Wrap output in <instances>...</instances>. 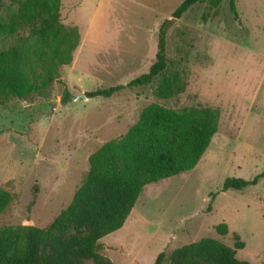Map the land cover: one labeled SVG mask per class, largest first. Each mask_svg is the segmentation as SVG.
I'll list each match as a JSON object with an SVG mask.
<instances>
[{
  "label": "rangeland",
  "instance_id": "1",
  "mask_svg": "<svg viewBox=\"0 0 264 264\" xmlns=\"http://www.w3.org/2000/svg\"><path fill=\"white\" fill-rule=\"evenodd\" d=\"M184 1L62 0V23L81 36L73 62L61 67L47 97L0 107V188L14 196L0 228L49 226L71 203L92 155L148 105L210 108L219 113L218 132L197 167L147 185L123 228L101 239V253L113 264H154L203 238L234 248L238 234L246 246L237 258L264 264V179L221 191L227 178L252 180L264 171V0H235L236 17L230 0L218 7L205 0L175 18ZM163 27L168 67L161 76L109 98H83L148 73ZM169 78L185 92L158 99L157 86ZM66 89L72 96L63 102ZM223 223L228 235L217 231Z\"/></svg>",
  "mask_w": 264,
  "mask_h": 264
},
{
  "label": "trees",
  "instance_id": "2",
  "mask_svg": "<svg viewBox=\"0 0 264 264\" xmlns=\"http://www.w3.org/2000/svg\"><path fill=\"white\" fill-rule=\"evenodd\" d=\"M205 0H185L173 13L181 18ZM223 0H210L218 7ZM62 0H0L6 16L0 18V107L12 100L47 97L60 69L70 65L80 44L78 28L61 21ZM237 15L235 0H230ZM168 67L166 31L161 28L156 61L148 73L126 86L87 92V98H109L125 88L150 85ZM186 90L178 79H163L155 90L168 100ZM64 91L63 102L71 99ZM219 113L213 109L176 110L159 103L145 107L137 122L121 137L105 143L90 159L88 173L71 203L46 228L5 226L0 228V264H113L101 253V239L125 225L147 185L194 170L218 132ZM264 171L252 180L227 178L222 192L257 186ZM218 193H213L214 200ZM14 196L0 188V215ZM217 231L229 234L227 224ZM235 247L203 238L176 249L169 257L158 255L154 264H250L237 258L245 248L238 234Z\"/></svg>",
  "mask_w": 264,
  "mask_h": 264
},
{
  "label": "water",
  "instance_id": "3",
  "mask_svg": "<svg viewBox=\"0 0 264 264\" xmlns=\"http://www.w3.org/2000/svg\"><path fill=\"white\" fill-rule=\"evenodd\" d=\"M83 98H85V99H86L87 97H86V96L83 94Z\"/></svg>",
  "mask_w": 264,
  "mask_h": 264
}]
</instances>
